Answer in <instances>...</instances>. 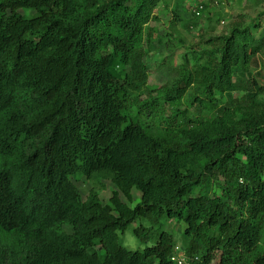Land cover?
I'll list each match as a JSON object with an SVG mask.
<instances>
[{
  "label": "trees",
  "instance_id": "trees-1",
  "mask_svg": "<svg viewBox=\"0 0 264 264\" xmlns=\"http://www.w3.org/2000/svg\"><path fill=\"white\" fill-rule=\"evenodd\" d=\"M162 1L0 0V264H176L179 224L190 264H264V38L168 55L147 91Z\"/></svg>",
  "mask_w": 264,
  "mask_h": 264
},
{
  "label": "rangeland",
  "instance_id": "rangeland-1",
  "mask_svg": "<svg viewBox=\"0 0 264 264\" xmlns=\"http://www.w3.org/2000/svg\"><path fill=\"white\" fill-rule=\"evenodd\" d=\"M162 2L154 11V16L157 17L158 21L150 22V26L155 28L157 32L155 42L161 40L166 43L167 40L164 36L171 33L175 41L166 50V46H158V55L157 53L151 54L143 61L149 68L146 82L147 91L164 85L170 78L174 77L173 75L166 77L163 74L166 72L165 66L158 67L157 62L168 55L170 56L169 60L173 61V65L176 66L182 63L183 55L192 61L193 53L207 52L213 49L214 44H208V40L227 36L235 26L240 27V29H248V32L255 39L264 38V0H202L205 9L203 10L204 13L199 16L193 12L191 7L194 0H163ZM174 12L179 16H175ZM176 17L178 20H184L188 24L189 30H185L179 21H174ZM256 62V68L254 64L249 66V71H251L256 83L252 91L260 93L259 99L264 102V48L257 55ZM257 73L260 75L257 76ZM220 99L227 106L228 98L221 97ZM214 115L215 113L211 114V118ZM76 185L82 198H85L90 190V185L80 177L77 178ZM106 185L107 191L100 196L103 203L111 198L112 191L115 190L109 183ZM130 194L133 203L138 202L140 194L134 189L130 190ZM120 200L130 205L123 195L120 196ZM179 226L167 225V228L176 235L177 242L183 244L182 230L184 226L183 224H179ZM132 229V226L127 229L123 235V242L128 249L134 251L142 247L132 236Z\"/></svg>",
  "mask_w": 264,
  "mask_h": 264
},
{
  "label": "clouds",
  "instance_id": "clouds-1",
  "mask_svg": "<svg viewBox=\"0 0 264 264\" xmlns=\"http://www.w3.org/2000/svg\"><path fill=\"white\" fill-rule=\"evenodd\" d=\"M202 1V0H201ZM198 4H199V1H197V0H194V2H193V5L191 6L192 7V10H193V12L194 13H196V15H197V10H196V8L198 9ZM81 178V177H80ZM83 179V178H82ZM88 183V182H87ZM78 188V187H77ZM135 190V189H134ZM136 191V190H135ZM101 196V195H100ZM82 197V196H81ZM82 199H84V198H82ZM138 200H139V197H138ZM102 201V200H101ZM106 203H108V201L106 202ZM183 247V244H181V243H178L177 241H176V244H175V247H174V251L176 252L175 253V255L173 256V257H175L178 253H180V254H182L183 256H184V258H185V260H186V263L187 264H190V260H189V258L186 256V253H185V250H183L184 249V247ZM172 257V258H173ZM176 262V261H175ZM176 264H178L177 262H176Z\"/></svg>",
  "mask_w": 264,
  "mask_h": 264
},
{
  "label": "built area",
  "instance_id": "built-area-1",
  "mask_svg": "<svg viewBox=\"0 0 264 264\" xmlns=\"http://www.w3.org/2000/svg\"><path fill=\"white\" fill-rule=\"evenodd\" d=\"M201 1V0H197ZM173 261H176L178 264H187L184 256L180 253H178L175 257L172 258Z\"/></svg>",
  "mask_w": 264,
  "mask_h": 264
}]
</instances>
